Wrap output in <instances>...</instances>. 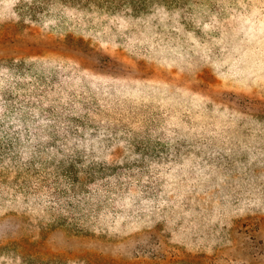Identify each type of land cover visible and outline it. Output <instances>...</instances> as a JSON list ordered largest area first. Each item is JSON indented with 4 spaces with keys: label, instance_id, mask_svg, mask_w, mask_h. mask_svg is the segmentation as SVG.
Returning <instances> with one entry per match:
<instances>
[{
    "label": "rangeland",
    "instance_id": "1",
    "mask_svg": "<svg viewBox=\"0 0 264 264\" xmlns=\"http://www.w3.org/2000/svg\"><path fill=\"white\" fill-rule=\"evenodd\" d=\"M48 1L0 0V51L9 41L50 49L43 40L57 37L64 49L115 54L113 65L147 87L148 103L171 108L159 117L174 124V151L162 156L154 204L116 223L101 214L104 222L88 226L120 239L136 234L92 242L61 227L40 237L34 230L39 257L50 248H85L125 259L264 264V0H149L143 12ZM37 12L45 26L28 21ZM54 23L62 28L48 29ZM138 51L146 55L140 64L129 56ZM24 223L0 218V243L17 240Z\"/></svg>",
    "mask_w": 264,
    "mask_h": 264
},
{
    "label": "trees",
    "instance_id": "2",
    "mask_svg": "<svg viewBox=\"0 0 264 264\" xmlns=\"http://www.w3.org/2000/svg\"><path fill=\"white\" fill-rule=\"evenodd\" d=\"M147 1L72 0L117 12H143ZM29 17L45 26L40 12ZM15 28L20 32L25 27ZM58 28L62 24L48 29ZM56 38L43 40L50 49L9 41L0 51V218L25 219L17 240L0 243V264H202L189 257L125 259L85 248L79 253L50 248L42 253L44 259L39 257L34 230L38 237L61 227L75 237H95L92 242L118 238L110 229L96 232L88 226L97 219L104 222L101 214L116 223L126 211L143 212L154 204L166 169L162 156L174 151V124L159 117L171 108L160 111L159 102L148 103L147 87L137 86L133 75L113 65L115 54L64 49ZM129 56L140 64L139 56L146 55L138 51Z\"/></svg>",
    "mask_w": 264,
    "mask_h": 264
}]
</instances>
